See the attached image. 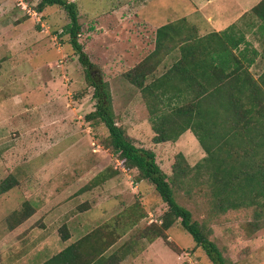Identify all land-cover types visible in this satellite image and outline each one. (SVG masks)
Returning a JSON list of instances; mask_svg holds the SVG:
<instances>
[{
	"label": "rangeland",
	"instance_id": "374dc122",
	"mask_svg": "<svg viewBox=\"0 0 264 264\" xmlns=\"http://www.w3.org/2000/svg\"><path fill=\"white\" fill-rule=\"evenodd\" d=\"M67 1L77 7L78 42L94 65L91 75L107 85L115 121L134 145L151 150L157 165L170 179L179 154L190 167L202 162L206 154L190 131L176 141L153 142L146 103L140 91L127 83L123 75L154 50L155 32L160 26L186 18L202 35L209 28L226 27L242 15L233 30L244 36L249 55L251 50L257 52L249 72L258 79L264 71V25L247 10L259 0ZM20 2L23 4L18 5ZM36 4V0L29 3L14 0V14L20 15L16 23H23L15 32L20 34L15 58L10 60L8 46L0 45L1 71L8 67L15 69L0 73V181L12 177L18 182L0 196V242L9 234L7 216L23 201L29 200L41 209L56 194L70 191L80 195L86 188L105 182L98 181L99 178L112 177L122 168L102 146L106 129L91 127L85 121V116L94 110L96 100L78 55L69 44L66 13L56 6L37 13ZM9 17L7 12L5 19H0L1 30L8 25ZM9 38L0 37V43L6 44ZM173 53L159 66L156 76L172 65ZM198 181L197 185L185 182L175 186L176 202L191 212L193 220L220 250L227 264H264V214L260 219L255 217L259 207L243 204L222 212L214 207L217 199L204 173L198 175ZM105 185L115 200L108 202V216L118 213L121 206L136 202V206L140 204L146 209L145 219L131 233L141 229L143 223L159 221L167 209L153 186L138 180L135 170L108 178ZM77 199L78 196L70 200L67 208L74 209ZM59 211L55 208L48 212L47 225L51 222L53 226ZM98 213L92 209L83 216L86 221L79 230L81 233L92 230L104 218ZM36 233L38 230L27 241ZM165 235L179 253L173 252L161 239L153 246L144 241L143 248L149 246L145 255L136 262L127 258L122 264H211L178 222ZM34 245L35 241L31 248ZM14 247L8 252H13ZM2 264H8V258H3Z\"/></svg>",
	"mask_w": 264,
	"mask_h": 264
},
{
	"label": "trees",
	"instance_id": "16d2710c",
	"mask_svg": "<svg viewBox=\"0 0 264 264\" xmlns=\"http://www.w3.org/2000/svg\"><path fill=\"white\" fill-rule=\"evenodd\" d=\"M21 1L29 3L30 0ZM36 1L37 13L49 6H56L66 13L69 23L65 32L69 35V44L78 55L96 100L94 110L85 116V121L91 127L106 129L102 146L122 167L114 176L98 181L135 170L138 180L149 182L167 206L159 221L144 224L141 229L128 234L120 248L107 256L105 253L109 248L145 217L147 212L142 205L138 204L136 209L135 203L119 214L113 224L98 227L42 264H121L120 252L132 250L140 240L152 243L161 239L173 252L179 253L165 235L175 222L192 237L211 264H227L220 250L193 220L191 212L176 202L173 188L185 182L190 186L197 185L198 175L204 173L216 196V209L226 212L243 204L257 205L255 217L263 216L264 71L258 79L249 72L257 52L251 50V55L248 54V43L241 34L223 31L200 37L195 28H186L183 21H178L160 26L155 32L154 50L124 73V80L140 91L146 103L154 143L176 141L184 132L190 131L206 154L203 161L193 167L179 154L170 179L157 165L154 153L136 147L116 123L107 85L92 77L94 65L78 42L80 25L76 4L67 0ZM251 13L264 25V0L255 5ZM243 42L245 47L239 50ZM172 52L175 55L172 65L156 76L159 66L167 57L173 56ZM17 185V180L12 177L1 180L0 196ZM58 203L56 197L38 209L25 200L7 216L9 234L0 242V263L7 245L25 239L34 229L44 228V218ZM58 231L61 240L69 238L66 227ZM81 251L90 255L87 261L80 262L77 254Z\"/></svg>",
	"mask_w": 264,
	"mask_h": 264
},
{
	"label": "crops",
	"instance_id": "0c3cea01",
	"mask_svg": "<svg viewBox=\"0 0 264 264\" xmlns=\"http://www.w3.org/2000/svg\"><path fill=\"white\" fill-rule=\"evenodd\" d=\"M260 1L261 0H259L257 2V4ZM21 4H23V3L20 2L18 5H21ZM257 4H255V5H257ZM13 5H14V0H0V19L4 18V15L7 12H8V15H10V17L7 18V19H10L8 25L4 26L2 28V30L0 28V37H10L9 41L6 42L7 45L2 43V42L0 43V45H2L1 46L2 48H4V46H8V49H9L8 50V55H9L8 57L10 60H11V58H15V53H16V46L15 45L18 43L19 37H20V34L15 33L16 29L18 26L21 27V25L23 24V23L22 24L16 23L18 18L20 17V15L14 14ZM253 7H251L247 11H249L251 13V9ZM237 20L234 21L232 24H230L224 28H221V29H216L213 27L209 28L208 32L206 34L199 35V33H198L199 31H197V30L196 31L198 33V36H200V37H203V36H206V35H209L212 33H222L223 31L234 33L233 27H234V24L237 22ZM178 21H183L182 23H184L183 25L186 26V28L188 27V28H195L196 29V27L194 25L188 23L186 18L178 19L172 23H176ZM168 24H170V23H168ZM236 35L239 36L240 34L238 33ZM3 70L11 72L15 69L13 67H8V68H5ZM4 71H1V67H0V73H2ZM105 182L102 184H97L91 188H86L83 192H81L80 195L75 194V193L70 194V191H68V192L62 191L61 193L56 194L54 197H52L50 200H53L56 197L59 198V203L53 208V210L55 208L60 209V211L57 213L56 218L52 221L53 226L52 227L50 226L51 222H50V225H47V223L45 222V220H46L45 219L46 217H45L43 220L44 225H45L44 228L34 229V230L29 232V234L27 235V237L25 239L20 240V241H16L13 244L9 245L8 250L4 251V253L2 254V261L0 264L3 263V258L4 259L8 258V264H42L45 261H47L48 259H50L51 257L60 253L62 250H64L69 245H71V244L77 242L78 240H80L81 238L85 237L86 235H88L89 233H91L92 231L97 229L98 227H100L104 224H110V223L113 224L116 221V218L119 214H121L122 212L131 208V206H133L135 203H132L126 207L121 206L120 211L118 213L112 212V215L108 216V213H107V209L109 207L108 202L113 201V203H114L115 200H113L110 197L109 188L107 189L108 185H105ZM25 185H27V181H25ZM25 192L27 195V192H28L27 189ZM43 194H46V193L44 192ZM77 196H78V199L76 201H78V203L75 204L74 209L67 208V205H69L68 202ZM83 198H86L87 201L83 200ZM27 201H29V200H27ZM84 203H88L89 205L86 206V205H84ZM91 206H96V207L90 208ZM134 206H136V205H134ZM92 209H94V211H96V212H99L98 214H102V217H104V218H101L98 225L94 226L92 230L85 232V233H81L79 230L82 228L84 221H86V220H84L83 216L85 214L92 212ZM136 209H138V206H136ZM144 219H145V217L143 219H141L138 222V224H136L132 228L128 229V231L126 232L127 234L125 233V235H123L116 242V244H114L112 247H110L109 250L105 253V256H107V255L111 254L112 252L118 250L120 248V246L127 239L128 236L126 237V235L130 234L131 231H133L135 229V227H138V225H140V223ZM74 221H75V223L73 224V227H72V223ZM144 224L145 223H143V225ZM146 224H148V223H146ZM62 227H66L68 234H69V238L66 239L65 241L61 240V235L59 234V231H58ZM74 229H76L75 231L77 232V234H75V235H74ZM36 230H38V233L33 235V238H31V241L28 242L27 240L29 239V237L32 234L35 233ZM71 231L73 232V234ZM55 234H57L58 237H55ZM123 238H126V239L121 242V240ZM34 241H35V245L31 248V244ZM144 241L145 240L137 241L135 244V247L132 250L120 252V256L122 257V261H124L125 259L128 258L131 260V262H136L138 258L142 257V255H145L146 251L149 250V246L147 247V249L143 248L142 243ZM154 242H152V246H153ZM13 245L15 246L14 251L8 252L9 249L11 248V246H13ZM77 256L80 257V262L81 261H87V259L90 258V255L86 254L85 251L84 252L81 251L80 254H77ZM128 262H129V260H128ZM121 264H122V262H121Z\"/></svg>",
	"mask_w": 264,
	"mask_h": 264
}]
</instances>
